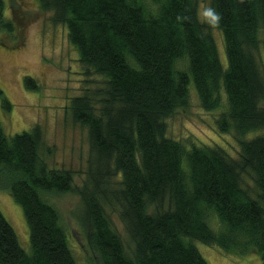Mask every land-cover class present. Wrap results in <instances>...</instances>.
Wrapping results in <instances>:
<instances>
[{
  "label": "trees",
  "instance_id": "16d2710c",
  "mask_svg": "<svg viewBox=\"0 0 264 264\" xmlns=\"http://www.w3.org/2000/svg\"><path fill=\"white\" fill-rule=\"evenodd\" d=\"M38 2L65 26L85 75L98 76L66 107L87 130L90 156L73 188L71 171L45 159L39 124L9 136L0 122V190L20 206L30 245L27 253L0 211V264H77L48 199L71 192L98 264H207L198 242L264 264V0H209L221 14L226 67L198 0ZM0 31H12L4 0ZM23 82L37 89L31 77ZM191 91L204 110H217L218 130L238 138L237 156L167 136ZM2 106L11 107L4 97ZM165 201L166 210L148 212Z\"/></svg>",
  "mask_w": 264,
  "mask_h": 264
},
{
  "label": "rangeland",
  "instance_id": "374dc122",
  "mask_svg": "<svg viewBox=\"0 0 264 264\" xmlns=\"http://www.w3.org/2000/svg\"><path fill=\"white\" fill-rule=\"evenodd\" d=\"M209 6V0H198V18ZM4 16L12 23L11 33L0 31V122L4 132L13 136L39 124L45 157L51 166L65 168L72 173L73 188H80L90 156L87 130L72 122L67 113L70 99L98 84V76L85 75L78 55L69 43L63 24L52 21V14L41 8L38 0H4ZM220 62L226 67L223 41L217 29L212 28ZM184 62H180L179 68ZM31 77L37 89L28 88L24 77ZM193 85L188 86V90ZM3 97L10 103L5 110ZM224 103V98H221ZM224 105V104H223ZM262 105H264L262 103ZM217 111V110H216ZM204 110L193 91L189 103L167 120L168 137L185 145L196 144L218 148L225 154L238 155V138L232 133H221L215 119L218 112ZM246 181L250 183L247 177ZM50 203L59 211L68 233V244L77 264H98L87 248L78 216L80 199L75 192L50 196ZM167 202L151 205L148 212L166 210ZM0 211L13 228L20 246L29 253V235L20 206L9 194L0 190ZM126 249L132 244L116 215L110 214ZM212 224L214 220H211ZM196 247L207 264H262L255 253L234 255L216 246L197 243Z\"/></svg>",
  "mask_w": 264,
  "mask_h": 264
},
{
  "label": "clouds",
  "instance_id": "9594fccd",
  "mask_svg": "<svg viewBox=\"0 0 264 264\" xmlns=\"http://www.w3.org/2000/svg\"><path fill=\"white\" fill-rule=\"evenodd\" d=\"M201 16L202 22L212 28L217 27L221 21V14L211 6L205 7L202 10Z\"/></svg>",
  "mask_w": 264,
  "mask_h": 264
}]
</instances>
